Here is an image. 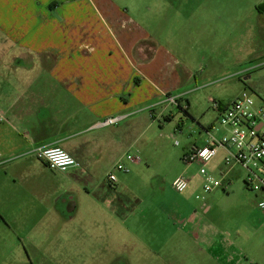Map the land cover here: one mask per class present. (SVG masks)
Listing matches in <instances>:
<instances>
[{
	"label": "rangeland",
	"instance_id": "obj_1",
	"mask_svg": "<svg viewBox=\"0 0 264 264\" xmlns=\"http://www.w3.org/2000/svg\"><path fill=\"white\" fill-rule=\"evenodd\" d=\"M109 1L153 36L145 45L171 51L181 63L179 74L193 59L195 88L166 93L183 96V106L170 104L165 94L147 101L145 88L142 103L124 113L126 150L93 173L64 177L37 158L3 156L0 264H262L264 213L243 179L234 180L235 191L207 195L215 199L213 210L190 224L170 209L174 180L201 177V164L186 163L184 155L203 144L204 124L217 121L209 99L231 103L248 93L264 106V0ZM127 155L141 162L130 164ZM224 156L220 151L207 170L218 175ZM121 161L129 173L115 169ZM110 173L118 179L113 187Z\"/></svg>",
	"mask_w": 264,
	"mask_h": 264
},
{
	"label": "crops",
	"instance_id": "obj_2",
	"mask_svg": "<svg viewBox=\"0 0 264 264\" xmlns=\"http://www.w3.org/2000/svg\"><path fill=\"white\" fill-rule=\"evenodd\" d=\"M150 37L126 9L109 0H0V160L5 155L36 158L31 153L36 148L60 147L81 167L74 174L58 172L78 178L126 150L121 123L97 128L98 122L142 103L145 88L147 101L195 88L193 59L179 74L181 63L169 49L144 44ZM186 104L189 110L191 103ZM100 130L107 132L97 134ZM235 179L242 183L243 175L231 172L222 191L231 192ZM188 181L182 193L173 188L177 198L170 213L190 224L200 213H210L215 199H196L202 176Z\"/></svg>",
	"mask_w": 264,
	"mask_h": 264
},
{
	"label": "built area",
	"instance_id": "obj_3",
	"mask_svg": "<svg viewBox=\"0 0 264 264\" xmlns=\"http://www.w3.org/2000/svg\"><path fill=\"white\" fill-rule=\"evenodd\" d=\"M165 97L170 104L178 106L183 99V96H166V94ZM209 101L214 111L218 113L217 121L206 128L207 137L203 145L195 146L191 152L184 155L186 163L201 164L202 193L197 195L196 199L205 201L206 195L219 189L227 190L230 185V173L240 169L243 172L245 187L260 196L257 205L264 213V106L259 105L248 93L241 94L227 106L214 98H210ZM127 118L129 115L117 114L101 120L96 127L117 126ZM2 120L0 117V121ZM220 151L225 153L223 169L218 171L220 172L218 175H214L206 166L218 157ZM31 153L52 170L67 172L81 167L78 160L60 147H39ZM126 160L130 164L141 162L139 156L132 155H127ZM115 169L125 173L130 172L129 166L122 161L115 166ZM117 181L115 173L108 175L107 182L110 185H114ZM172 186L177 192L182 193L188 189L190 183L184 176H179Z\"/></svg>",
	"mask_w": 264,
	"mask_h": 264
},
{
	"label": "trees",
	"instance_id": "obj_4",
	"mask_svg": "<svg viewBox=\"0 0 264 264\" xmlns=\"http://www.w3.org/2000/svg\"><path fill=\"white\" fill-rule=\"evenodd\" d=\"M259 11H260V13L264 14V4H262V5L259 6ZM186 110H188V108ZM167 118L169 119L170 117L168 116Z\"/></svg>",
	"mask_w": 264,
	"mask_h": 264
},
{
	"label": "flooded vegetation",
	"instance_id": "obj_5",
	"mask_svg": "<svg viewBox=\"0 0 264 264\" xmlns=\"http://www.w3.org/2000/svg\"><path fill=\"white\" fill-rule=\"evenodd\" d=\"M71 204V203H70ZM72 205H70V206H67V209H69V210H71L72 209Z\"/></svg>",
	"mask_w": 264,
	"mask_h": 264
}]
</instances>
